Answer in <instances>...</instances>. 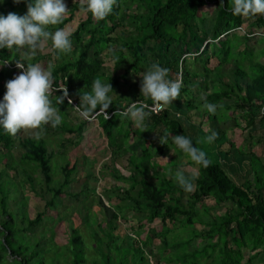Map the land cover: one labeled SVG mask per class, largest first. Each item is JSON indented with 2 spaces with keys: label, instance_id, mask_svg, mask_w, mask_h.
Returning <instances> with one entry per match:
<instances>
[{
  "label": "trees",
  "instance_id": "obj_1",
  "mask_svg": "<svg viewBox=\"0 0 264 264\" xmlns=\"http://www.w3.org/2000/svg\"><path fill=\"white\" fill-rule=\"evenodd\" d=\"M5 4H9L8 12L24 14L27 11V0H20L19 3L15 0H3V5ZM231 7L232 0H117L112 13L103 20H96L90 12L85 11L84 3L76 0L69 10L70 15L65 17L61 24L50 26L53 29L64 27L74 18L75 10L80 9L84 17L78 22L71 38L76 43L88 40L77 60H64L56 64L57 67L53 72V87L56 88V95L52 99L55 107L62 111L71 106L72 101L80 99V93L91 91L94 79H104L103 73L99 72L103 59L92 58L87 55V51L95 46V55H98L104 48H111V40L115 36L127 49L126 53L121 49H111L110 54L113 58L120 59L119 62L114 59L115 64L119 65L129 57V60L133 59L131 68L139 72L141 65L148 67L152 62H159L169 68L170 78L179 79L180 74L183 87L180 97L172 104L165 106L166 108L160 113L153 114L151 111L150 117L145 121L147 129L140 126L144 127L142 130L139 127L135 129L134 119L124 116L123 112L132 102L152 104L153 101L141 93V85H133L130 88V95L119 96L116 102L105 110L111 115L100 116L98 120V127L107 138L109 145L117 152L128 150L129 163L136 169H140L155 155L167 152L168 146L178 148L171 137L168 138L167 144L161 143L158 135L162 137L165 130H168L173 136L178 134L190 136L193 143L202 148L210 160L207 167L198 165V174L191 176L193 181L191 191H185L173 177L162 176L157 186L144 178L138 179L136 174L132 173L129 190L137 187L136 194L116 196L117 201L112 205L114 212L111 219L107 220V228H104L102 221L98 222L96 217H83L85 224L95 227L93 235L100 236L94 246L95 253L102 256L103 262L99 261L100 263L148 264L149 253L147 254L145 248L152 245L155 236H159L158 238L164 241L163 247L158 249L157 260L166 264H252L254 259L264 253V164L250 151L251 147H249V155L242 152L240 158L242 162L247 163L248 171L243 177L244 180L240 183L235 182L227 173L224 162L222 164L221 161L212 158V147L207 139L200 138L204 145L196 141L199 137L195 126L191 123L193 118L188 115L190 108L194 105L192 100L199 102L201 106L205 100L214 102L222 105L217 109L220 110V118L214 115L216 120L222 123L233 120L234 126L238 127L239 120L236 118V113L239 111L242 114L245 129L250 128L256 132L260 130L259 139L264 140V60H262L264 58V13L252 16L237 15L230 11ZM133 8L139 12L132 11ZM118 24L128 25L132 28L131 33L137 31L136 37L125 38L121 34L113 35L112 30ZM239 29L244 33H239L237 31ZM259 34L261 35L258 36ZM13 50L16 49L13 48ZM52 50L57 55L53 47ZM17 56L16 52L11 54L7 48L0 49V62L11 60V65H15ZM123 75H126V71ZM246 77L248 82H240ZM110 83L114 88L119 83L118 77L112 76ZM60 87H66L69 94L61 104L57 103V97L63 95V89ZM182 97H186V100L181 99ZM227 100L232 102L225 103ZM77 104L80 109H84V104ZM180 111L184 112V115H181ZM86 123L85 120L82 121L77 125L76 130L82 132ZM200 126L198 122L196 126L198 130H201ZM92 128L93 126L87 127L88 134L92 132ZM72 130L74 129H70ZM223 132L227 134L225 130ZM131 134H135V141L128 146L127 141ZM26 136L21 137V143L26 151L21 156L27 160H35L40 166L48 184L47 190L51 193L45 197V206L50 209L57 208L62 204L61 195L65 192L63 189L68 186L67 180L75 166L68 164L63 166L62 172L66 174L64 183L58 187L51 186L52 152L49 151L50 155L45 140ZM13 138V135L0 128V143L5 147L12 144ZM228 144L230 151H226L225 157L230 155L232 158V155H235V159L232 160H238L239 146L232 141ZM185 155L188 156L186 153ZM169 164L173 166L176 163L172 160ZM22 171L34 189L33 175L28 169L24 168ZM115 177L122 178L119 173H116ZM0 191L2 194L0 203L3 212H6L9 192H5L2 182H0ZM186 192L189 193L188 197L185 196ZM184 197H187L186 205L182 202ZM207 197H211L218 204L227 203L228 209H225L224 214L218 217L209 216L210 220L207 221L205 230H196V222H201L197 216L199 209L197 207L202 205L199 202ZM127 198H133L138 204V209L146 215L143 218L135 217V225L130 226L136 230L131 229L136 234L132 245L121 246L116 244L117 240L112 227L116 224L114 220L117 219V211H123L125 206L130 207L127 203L123 205ZM97 200L104 207L102 200L100 198ZM7 214L10 215L8 212ZM181 215L184 216L182 219ZM40 216L38 215L37 220ZM57 219L60 220V217ZM155 220H159L162 225V231L159 233L153 228L146 227L147 223ZM170 220L172 223L180 222L179 226L183 227L184 235H181V230L175 232L168 227ZM9 225L10 219L6 218L2 226L8 232L0 246V264L7 261L5 259L7 254L21 256L17 248L21 246L17 237L12 234V229H8ZM137 230H141V233ZM73 232L69 240L73 256L71 264H82L86 259L85 245L87 244L75 227ZM196 238L201 239L202 245L190 251V244ZM102 241H105L106 246L115 244L113 251L116 257H112L101 247ZM31 246L33 250V243ZM244 251L252 253L242 262ZM29 252L21 257L20 264H46L41 251V253L36 250Z\"/></svg>",
  "mask_w": 264,
  "mask_h": 264
},
{
  "label": "rangeland",
  "instance_id": "obj_2",
  "mask_svg": "<svg viewBox=\"0 0 264 264\" xmlns=\"http://www.w3.org/2000/svg\"><path fill=\"white\" fill-rule=\"evenodd\" d=\"M75 1L76 0H66L69 10L72 3ZM80 1L84 3V0ZM0 6H2L0 7V9H2L0 13L6 15L8 13L9 4L3 5V3H0ZM134 6L135 5H133V7ZM132 11L139 12L136 8H133ZM68 15H70V12H68L65 17ZM83 17L84 14L82 10H75L74 18L67 22L64 28L69 29L72 33ZM246 20L249 19L246 18ZM131 30L132 28L128 25L118 24L114 27L112 33L113 35L121 34L125 38H135L138 32L134 31L131 33ZM237 31L241 34L244 33V31L240 29ZM260 35L261 34L258 36ZM72 41L73 48L71 53L61 54L60 58H57V55L53 53L51 41H48L37 51V55L31 57L26 63H40L44 67L52 64L55 69L57 67V62L77 60L79 53L85 48L84 44L88 40H82L80 43H76L74 40ZM111 41V48H104L98 55H95V46L90 47L87 51V55L92 58L98 57L103 59V65L99 70V72L104 75L103 80H110L112 76L118 77L119 83L113 88L115 93L112 94V103L110 105L114 104L119 96L123 97L125 95H130V88L133 85H141V76L146 68L145 65H141L139 72L135 71L131 68L133 59L129 60V57L126 61L120 62L119 65L115 64L116 62L110 54L111 49H121L124 53H126L127 49L125 46H122V42L115 36ZM7 50L11 54L16 52L18 59H21L23 55L22 51L13 49ZM262 60H264V58H262ZM11 64L10 60L4 63L3 66H0V100L3 99L4 93L6 92V81L14 78L15 75L23 71V69L17 67L16 64ZM124 71H126V75H123ZM244 81H246V79L242 82ZM242 85L244 84L242 83ZM55 90L56 88L53 87V92L51 94L52 99L55 98ZM77 103L83 104L82 101L80 102V99H76L72 101L71 106L66 107L62 111L60 110L63 117L60 125L54 127L51 124H45L37 129H21L13 135L14 138L9 147H5V145L0 143V182H2L3 187H5V192H9L7 194L6 212H3L0 203V246L5 234L8 232L4 230L2 226L6 218L10 219L8 229H12V234L17 237L16 239L21 246H17L21 256H11L7 254L5 256L7 261L3 264H20L21 257L28 254L29 251L31 252L34 250L39 253L42 252L46 264H71L73 262V256L69 240L74 234L73 227H75L78 234L82 235L85 243L88 245H85L86 259L82 264H102L99 262H103L102 256L94 251V246H96L97 243L96 240L100 236L98 234L93 235L95 234V227L91 224H85L83 217H96L97 221H102V226L107 228V220L111 219L112 213L114 212L112 205L117 201L116 196L123 197L124 195L126 196V194H129V196L136 194L137 187L129 190V186L132 183L130 178L132 173H135L138 179L144 178L147 182L157 186L160 184L162 176L174 178L177 169L183 170L189 177L198 174V165L191 161L182 150L174 148L173 146H168L167 152L161 155H155L151 161H146L144 166L142 165L140 169H136L134 166H131L128 161V150L117 152L113 149L98 127L100 116L106 115V117H109L111 113L108 112L104 114V112L97 111L99 114L86 117L82 115V109L78 107ZM197 107L199 110H203L199 104ZM194 114L193 112L191 115ZM237 114H240V112L238 111L236 115ZM237 119L240 122L238 127L234 126L233 120L222 123V121L213 119L214 122L212 123L211 119L204 120V117L195 116L191 123L195 126L196 134L199 137L196 141L204 145L201 139L204 138V140H206L208 135L205 133L209 134V132L211 133L215 130L218 135L214 141L208 142L212 147L213 157H211L213 159L221 161L223 164V152L229 147L228 143L232 141L235 145L240 147L245 146L244 151L246 153L249 152V147H251L250 151L258 156L264 164V140L259 139L261 131L257 130L256 132L250 128L245 129L243 119ZM84 120L87 123L84 125L82 132H78L76 127ZM198 122L201 124V130H198L196 127L198 126ZM90 126H93V128L91 129L92 132L88 134L87 127ZM134 127L135 129L138 128L135 121ZM70 129L74 130L70 131ZM142 130H144V127ZM223 130H225L227 134L224 133ZM38 133L39 135H37ZM26 135H30L32 139L45 140L48 152H52V157L50 158L52 167L51 186L58 187L64 183L66 174L62 172L63 166L66 164L72 167L75 166L72 174L67 180L68 186L65 183L67 187L63 189L65 192L61 195L62 204L58 205L57 208L50 209L45 206V197L51 195V193L47 190L48 184L40 166L35 160H27L21 156L22 153L26 152L24 145L21 143V137L23 138ZM134 135L131 134L129 136L127 141L128 146L134 143ZM81 136H83V138H80ZM51 152H49L50 155ZM172 160H174L177 165L170 166L169 162ZM17 161L19 163L22 162V164H19ZM24 168L28 169L34 177V189H32V185L26 179V175L22 171ZM116 173H119L122 178L117 179L115 177ZM244 174H246V172L242 171L241 173L232 174L231 176L235 182L240 183L244 180ZM126 190H129L128 193H125ZM188 194L189 193L186 192L185 196L188 197ZM1 196L2 194L0 191V198ZM187 197L182 199L184 204L186 203ZM99 198L102 200V204H104L105 208L98 203L97 199ZM126 203L129 204L130 207L126 208L125 206L123 211H117L118 216L117 219L114 220L116 224L112 227V229L114 228V234L117 240L116 244L121 246L132 245L135 241L136 234L132 231L135 230V228L133 229L130 226L135 225V217L143 218V216L146 215L143 211L138 209V204L135 203L133 198H127L123 205H126ZM199 204L202 205L197 207V209L199 208L197 216L200 218L201 222H196V230H205L207 221L210 220L209 216L212 218L218 217L224 214L225 209H228L227 203L223 202L218 204L211 197L204 198ZM107 207L108 209H106ZM7 212L10 213V215L7 214ZM38 215H41L39 220H37ZM58 217H60V220L57 219ZM183 217V215L180 216L181 219ZM78 221L80 223H78ZM76 223L78 224L75 225ZM167 225L175 232L181 230V235H184L183 227L179 226L180 222L175 221L172 223L170 220ZM146 227L153 228L157 233L162 231V225L159 220L147 223ZM138 231L141 233V230H137V232ZM9 234H11V232H9ZM158 237L159 236H155L152 245L145 248L147 254L149 253L148 264H166L163 261L157 260L159 258L158 249L163 247L164 242ZM32 243L33 250L31 246ZM101 245L108 254H111L112 257H116V253L113 251L115 244L106 246L105 241H102ZM201 245V239L196 238L191 242L189 250L196 249ZM150 250H152L151 253L149 252ZM251 253L250 251H244V260L242 262L248 259ZM252 264H264V253L254 259Z\"/></svg>",
  "mask_w": 264,
  "mask_h": 264
},
{
  "label": "clouds",
  "instance_id": "obj_3",
  "mask_svg": "<svg viewBox=\"0 0 264 264\" xmlns=\"http://www.w3.org/2000/svg\"><path fill=\"white\" fill-rule=\"evenodd\" d=\"M15 2L19 3L20 0ZM0 3H3V0H0ZM116 4L117 0H84L85 11L90 12L96 20L105 19L112 13ZM230 11L244 16L264 13V0H232ZM68 12L66 0H27V11L24 14L0 13V49L15 48L23 52L21 59L15 60L17 67L23 71L6 81V92L0 100V128L11 135H15L21 129H37L49 123L55 127L63 120L61 111L53 105L51 98L54 65L44 67L40 63L26 61L35 57L37 51L48 41H51L53 49L57 51V58L61 54L72 52L71 31L64 27L54 29L50 27L61 24ZM114 59L120 61L119 57ZM6 62L7 60L0 62V66ZM169 71V68L161 63L152 62L144 69L143 75H140L141 93L150 98L156 107L172 104L173 100L180 97L183 81L180 77L170 78ZM61 89L63 95L57 97L59 104L69 95L66 87ZM113 93L115 92L110 80L94 79L91 91L80 93V102L84 104L82 115L88 117L99 114L97 106L100 112L106 114L105 110L112 103ZM203 107L210 114H215L222 105L205 100ZM151 111L152 106L148 104L132 102L123 115L134 119L138 127L144 126L146 130L145 121L150 117ZM217 135L218 133L213 130L206 139L212 142ZM158 137L164 144H167L168 138L171 137L173 143L197 165L207 167L210 164L207 153L194 144L190 136L184 134L173 136L170 131L165 130L164 135ZM174 178L185 191L192 190V178L183 170L177 169Z\"/></svg>",
  "mask_w": 264,
  "mask_h": 264
},
{
  "label": "crops",
  "instance_id": "obj_4",
  "mask_svg": "<svg viewBox=\"0 0 264 264\" xmlns=\"http://www.w3.org/2000/svg\"><path fill=\"white\" fill-rule=\"evenodd\" d=\"M179 77H180V74H179ZM244 79H246V81H247V77L246 78H244ZM244 79H242V80H240V82H242ZM227 81H228V78L226 79ZM179 98V97H178ZM185 98V100H186V97H182L181 99H184ZM174 102V101H173ZM192 102L194 103V105L190 108V111L188 112V115L190 116L193 112L195 113L194 115H191V118H194L195 116L196 117H204V120L205 119H211V121H212V123L214 122V120L213 119H215L214 118V115L216 114V116H217V118H220L219 117V115H220V110H217V112L215 113V114H210L204 107H203V105L201 106V104L199 103V102H197V101H193L192 100ZM226 102H232V101H229V100H227V101H225V103ZM199 104V106H201V108L203 109V110H199L198 109V107H197V105ZM166 108V107H165ZM164 108V109H165ZM161 112V111H160ZM159 112V113H160ZM181 112V115H184V112H182V111H180ZM153 114H155V113H153ZM179 114V113H178ZM180 115V114H179ZM241 113L240 114H237L236 115V118H241L242 119V117H241ZM244 121V120H243ZM239 124H240V122H238ZM245 124V123H244ZM236 146H238V145H236ZM239 150L237 151L238 153H237V157H238V160H232V159H234L235 158V155H232V158H231V156L230 155H228V156H226L225 157V155H226V151H230V149H229V147L223 152V162H224V166H225V169H226V171H227V173L228 174H230V175H232V174H238V173H241L242 171H245V172H247L248 171V165H247V163L246 162H242L241 160H240V158H241V153L243 152L245 155H249V153L247 154L245 151H244V148H245V146H242V147H240L239 146ZM231 154V153H230ZM256 156V155H255ZM256 157H258V156H256ZM246 174H244V176H245Z\"/></svg>",
  "mask_w": 264,
  "mask_h": 264
},
{
  "label": "built area",
  "instance_id": "obj_5",
  "mask_svg": "<svg viewBox=\"0 0 264 264\" xmlns=\"http://www.w3.org/2000/svg\"><path fill=\"white\" fill-rule=\"evenodd\" d=\"M148 105L152 106V112L155 113V114L159 113L162 109L165 108V106H164V107H156V106H154L153 103H152V104H148ZM104 114H105V113H104ZM110 115H111V114H110ZM105 116H106V115H105Z\"/></svg>",
  "mask_w": 264,
  "mask_h": 264
}]
</instances>
